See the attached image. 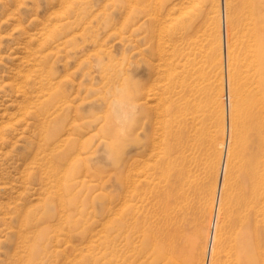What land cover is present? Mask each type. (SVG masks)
I'll list each match as a JSON object with an SVG mask.
<instances>
[{
  "label": "rangeland",
  "instance_id": "obj_1",
  "mask_svg": "<svg viewBox=\"0 0 264 264\" xmlns=\"http://www.w3.org/2000/svg\"><path fill=\"white\" fill-rule=\"evenodd\" d=\"M220 1L195 0L166 21L165 5L161 9L157 0H0V264H31L26 251L39 230L38 264H167L166 253L175 246L182 258L177 264H236L235 239L255 227L252 246L259 249L246 264H264V43L256 40L264 34V0H227L226 23L242 44L238 66L242 62L245 72L236 69L229 82ZM182 19L187 22L178 32L193 25L186 50L200 70L187 80L178 149L171 126L178 109L170 105L166 62L175 56L171 25ZM99 55L108 64L103 72L93 64ZM129 70L140 88L136 102L143 111L133 130L140 142L113 160L107 95ZM228 85L238 124L248 125L249 112L255 113L263 170H251L253 134L244 128L217 218ZM251 195L258 213L248 220ZM31 210L34 217L26 216Z\"/></svg>",
  "mask_w": 264,
  "mask_h": 264
},
{
  "label": "bare ground",
  "instance_id": "obj_2",
  "mask_svg": "<svg viewBox=\"0 0 264 264\" xmlns=\"http://www.w3.org/2000/svg\"><path fill=\"white\" fill-rule=\"evenodd\" d=\"M159 3H160V6H161V9L164 7V5H165V8H164V10H165V20L166 21H168V20H171V21H173V20H175L176 19V17H174L177 13H182L184 10H186L187 9V7H188V5L190 6L191 4H193L194 2H195V0H157ZM199 1H201V0H199ZM213 2V1H212ZM211 2V3H212ZM220 2H222L223 3V9H222V13H221V9H219L220 7V4L218 3V4H214V6H212L213 8H214V13H215V15L213 16L214 17V19H217V17H218V15H219V12L224 16V18H225V30H224V28H223V30H224V47H225V51H226V60H227V65H228V70H229V74H228V82H229V80H231V78H232V80H233V75H234V71L236 70V69H238V70H240L241 68H239V66L241 67V63L239 64V66H238V62H239V57H238V53L239 52H237V50L239 49H241L242 50V47H241V43H238V39H236L237 37H235V35H234V37H235V39L233 38V34H230V30H229V26H228V24L226 23V20H227V18H228V16H227V0H224V2L221 0ZM166 3V4H165ZM230 3V2H229ZM196 4V3H195ZM231 4V3H230ZM210 5H212V4H210ZM222 5V4H221ZM211 7V9H213ZM230 7V6H229ZM239 7V6H238ZM222 8V7H221ZM251 8V7H250ZM233 9V8H232ZM229 11V10H228ZM251 12V9L250 10H248V12ZM158 13H159V11H157ZM161 12H163V11H161ZM212 12V11H211ZM210 12V13H211ZM231 12V11H230ZM238 12V11H237ZM240 12V11H239ZM212 14V13H211ZM229 14V13H228ZM238 14V13H237ZM249 15V14H248ZM211 17H212V15H210ZM236 16V15H235ZM234 16V17H235ZM174 17V18H173ZM231 16L229 15V18H230ZM240 17H241V15H240ZM250 17V16H249ZM248 17V18H249ZM259 17V16H258ZM221 18V17H220ZM242 18H243V15H242ZM245 18V17H244ZM256 18V17H255ZM232 19V18H231ZM230 19V20H231ZM239 19V18H238ZM259 18H257V19H255V20H258ZM156 20H158V17L156 18ZM165 20H163V24H165ZM229 20V19H228ZM245 20V19H244ZM260 20V19H259ZM187 21H186V19H182V20H177V22L175 23V24H173V25H171V26H173L172 27V38H171V41L173 42V44H171V46H173V47H171V50H172V48H173V54L175 55L174 56V58H173V60H172V63H170V65H169V63L168 62H166V65L168 66V68H169V66L171 67V72H169V69H167L168 70V72H167V80H168V85H167V91H168V95H169V101H170V105H171V108H177L178 110H177V112L172 116V120H171V126H172V132H173V134L175 135V137H174V141H175V143H174V145L175 146H177V148L178 149H180V147H181V144H182V141H181V137H182V135H183V129L186 127L183 123H184V119H185V109H181L182 107H183V104H184V102H183V99H184V97H185V93L184 92H186V90H187V80L188 79H191V78H194L195 77V75L199 72V68L197 67V62H196V59H195V57L194 58H191L190 56H192V55H189V52L186 50V47H188V45H190L189 44V36H190V34H189V31H190V29L193 27V25H189V26H187V27H185L184 29H183V31L184 32H178V26L180 25V26H182V24H184V23H186ZM218 22H219V20H218ZM236 22V21H235ZM240 21H238V23H239ZM253 22V21H252ZM230 23V22H229ZM256 23V22H255ZM162 24V23H161ZM163 24H162V26L161 27H167V26H163ZM244 24V23H243ZM250 24H252V23H250ZM212 25V24H211ZM214 25V24H213ZM230 25H231V23H230ZM233 25V24H232ZM230 26V27H232L233 28V26ZM239 25H240V23H239ZM238 25V26H239ZM210 26V25H209ZM215 26V25H214ZM237 26V25H236ZM247 26H248V24H247ZM251 26V25H250ZM223 27V26H222ZM242 27V26H241ZM246 27V26H245ZM209 28V27H208ZM213 28V27H212ZM217 28H219V27H217ZM231 28V29H232ZM236 27L234 26V29H235ZM160 29V28H159ZM216 29V28H215ZM220 29V28H219ZM246 29V28H245ZM248 29V28H247ZM252 29H254V28H252ZM167 30V29H166ZM217 30V29H216ZM241 30H243V29H241ZM160 31H161V29H160ZM218 31V30H217ZM245 31V30H244ZM211 32V31H210ZM219 32V31H218ZM233 32V31H232ZM238 32V31H237ZM240 32V31H239ZM159 33V32H158ZM213 33V32H212ZM216 33L214 32V35H215ZM235 34H236V31H235ZM221 35V34H220ZM158 36H159V34H158ZM212 37H213V34L211 35ZM251 36H255V35H251ZM214 38V37H213ZM223 37H221V39H222ZM214 40V39H213ZM248 40V39H247ZM246 40V42H248ZM256 40L259 42V41H262L263 43H264V34L263 33H258L257 34V37H256ZM223 41V40H222ZM250 41V40H249ZM168 42V41H167ZM194 42V41H193ZM240 42H241V40H240ZM243 42V41H242ZM246 42H245V45H246ZM255 42V41H254ZM191 44H192V42H191ZM194 44V43H193ZM239 44V45H238ZM255 44V43H254ZM170 46V45H169ZM177 46V47H176ZM191 46V45H190ZM190 46L188 47V49L190 48ZM248 46V45H247ZM222 47V46H221ZM247 48V47H246ZM246 48H245V50H244V53L246 52ZM162 49V48H161ZM244 49V48H243ZM159 50V49H158ZM162 51V50H161ZM249 51V50H248ZM258 51V50H257ZM192 52V51H191ZM242 52V51H241ZM169 54H170V51H169ZM168 54V55H169ZM222 54V53H221ZM242 55H243V53H241ZM256 54V53H255ZM264 53H262L261 55H263ZM157 55V54H156ZM167 55V54H166ZM223 55V54H222ZM241 55V56H242ZM254 55V54H253ZM168 58H170V57H168ZM168 58H166V59H168ZM221 58H223V57H221ZM220 58V59H221ZM249 58H251V57H249ZM248 58V59H249ZM257 58H258V55H257ZM219 59V60H220ZM256 59V58H255ZM242 60V59H241ZM246 60V59H245ZM250 60V59H249ZM258 60V59H257ZM261 61H262V59H260ZM27 61H28V59H27ZM26 61V62H27ZM30 61V60H29ZM167 61H169V60H167ZM243 61V60H242ZM35 62V61H34ZM220 62V61H219ZM218 62V63H219ZM258 62H260V61H258ZM168 63V64H167ZM215 63H217V62H215ZM217 63V64H218ZM226 63V62H225ZM243 64V63H242ZM255 64V63H254ZM258 63H256V65H257ZM260 64V63H259ZM38 65H40V64H38ZM33 66H34V63H33ZM254 66V65H253ZM157 67V66H156ZM159 67V66H158ZM243 67V66H242ZM244 67H245V65H244ZM39 68V67H38ZM259 69H261V68H259ZM244 70V69H243ZM253 70H255V69H253ZM213 71H214V67H213ZM241 71V70H240ZM251 71H252V66H251ZM212 72V71H211ZM239 72V71H238ZM241 72H243V71H241ZM247 72V71H246ZM216 73H218V72H216ZM228 73V72H227ZM243 73H245V72H243ZM255 73H259V72H255ZM40 74H41V70H40ZM200 74V73H199ZM219 74V73H218ZM236 74V73H235ZM240 74V73H239ZM254 74V73H253ZM242 75V74H241ZM252 75V74H251ZM213 76H214V74H213ZM245 76V75H244ZM262 76V75H261ZM240 77V76H239ZM249 77V76H248ZM252 77H253V75H252ZM212 78V77H211ZM242 78V77H241ZM246 78V77H245ZM250 78V77H249ZM247 79V78H246ZM215 80V79H214ZM231 80V81H232ZM216 81V80H215ZM258 81V80H257ZM18 85V84H17ZM21 85V84H20ZM232 85V84H231ZM259 85V84H258ZM230 87H229V85H228V95H229V97H230V107H229V116H230V119H229V121H228V124H229V126H228V129H229V131H228V133H229V137H228V148H227V153H226V155H225V157H223L221 160H223V168H222V171L220 172V177L218 176V181L216 180V183L218 182V186L216 187L215 186V189H216V196H214V198H215V209H216V213H217V218H218V215H219V213H220V211L222 210L221 208L223 207V205H224V202H225V200H226V197H227V195H228V190H229V185L230 184H228V183H230V181H229V170H230V159H231V157L234 155V152H238V151H236V147H237V145H236V143H237V141H236V138L238 137L239 138V140L242 138V135H243V130H244V128H248V129H250L251 131H252V138H251V145L249 146V149H250V164H251V170L255 173V174H258V175H260L261 173H262V170H263V168H262V161H261V156L259 155V149H260V143H261V141H262V137H261V134H260V132H261V130L259 129V127H257L256 126V124H255V113H252V112H249V117H250V119L251 120H249V124L248 125H245V120L242 122V121H240L241 122V125H239L238 124V122L236 121V119H235V114H233V112L234 111H237V110H233V112H231V94H230V91H231V89H229ZM22 89V88H21ZM23 90V89H22ZM216 94V93H215ZM241 94V93H240ZM216 96V95H215ZM242 97V96H241ZM240 97V98H241ZM220 98H221V96H220ZM219 98V99H220ZM226 98H227V96H226ZM217 99V98H216ZM215 99V100H216ZM218 101V100H217ZM223 102V101H222ZM233 102V101H232ZM223 105V104H222ZM219 106V105H218ZM164 109V108H163ZM216 110H218V108L216 109ZM222 110H224V109H222ZM176 111V110H175ZM241 112H240V114L242 113L243 114V116H245L244 114H245V112H244V110L242 109V110H240ZM174 112V111H173ZM214 112H215V110H214ZM216 112H218V111H216ZM215 112V113H216ZM224 113V112H223ZM193 114H195L194 112H193ZM215 116V115H214ZM240 117V116H239ZM218 118V117H217ZM225 119V118H224ZM224 119H221V120H224ZM216 122V121H215ZM222 122H224V121H222ZM217 124V123H216ZM40 126V125H39ZM41 127V126H40ZM39 130V129H38ZM41 130V129H40ZM40 132V131H39ZM179 132V133H178ZM247 132V131H246ZM40 134H41V132H40ZM264 134V133H263ZM214 135H215V133H214ZM213 137V136H212ZM215 139H216V137H214ZM213 138V139H214ZM212 139V140H213ZM219 138L217 137V140H218ZM213 141H215V143H216V140H213ZM231 142H232V145H231ZM215 143H214V145H215ZM222 144V143H221ZM236 145V147H235V151H234V146ZM260 145V146H259ZM170 148V147H169ZM212 149H213V147H212ZM216 149L218 150V148H217V143H216ZM238 149V148H237ZM171 151V150H170ZM184 151V150H183ZM210 151H212V153H213V151H214V149L213 150H210ZM220 151V150H219ZM220 153V152H219ZM218 153V151H217V154H219ZM208 154H210V152L208 153ZM221 154V153H220ZM239 154V153H238ZM216 155V154H215ZM214 155V156H215ZM209 156V155H208ZM207 156V157H208ZM213 156V157H214ZM220 157H221V155H219V157H218V162H220L221 160H220ZM210 158V157H209ZM217 157H215V159H216ZM214 158L211 160V161H213V160H215ZM217 160V159H216ZM216 160H215V162H216ZM214 162V163H215ZM211 163V162H210ZM213 163V162H212ZM211 163V164H212ZM213 163V164H214ZM219 164V163H218ZM52 165V164H51ZM217 164H214L213 165V168H215L216 169V167H214V166H216ZM56 166H58V165H56ZM54 164L52 165V169H54V168H56V167H54ZM211 167V166H210ZM50 169H51V167H49ZM212 168V167H211ZM51 169V170H52ZM57 169V168H56ZM221 170V169H220ZM54 171V170H53ZM57 171V170H56ZM48 172V171H47ZM52 172V171H51ZM51 172H49V173H51ZM53 173V172H52ZM52 173H51V175H52ZM56 173V172H55ZM48 174V173H47ZM58 174V173H57ZM60 174V173H59ZM59 174H58V176H59ZM48 176V175H47ZM50 176V175H49ZM57 176V175H56ZM62 176V175H61ZM51 177H53V175L51 176ZM60 178V177H59ZM48 180H49V178H47ZM47 180V181H48ZM64 180H65V177H64ZM50 181H51V179H50ZM62 181H63V179H62ZM59 183H62L61 181L59 182ZM56 185H57V180H56ZM61 185V184H60ZM64 185V184H63ZM217 185V184H216ZM65 187V186H64ZM51 188V187H50ZM57 188V187H56ZM53 189V188H52ZM230 189H231V187H230ZM55 190V192H56V189H54ZM58 191V190H57ZM54 192V191H53ZM231 192V191H230ZM59 193V192H58ZM215 193V192H214ZM232 194V193H231ZM60 195V194H59ZM231 197V196H230ZM213 198V199H214ZM253 198H254V196L253 195H251V197L249 198V200H247L246 201V198H243V201H246L245 202V206H246V212H247V214H246V216H247V219L249 220L250 218H251V216L252 215H256L257 213H258V210L256 209V204L255 203H253ZM234 199V198H233ZM231 200V199H230ZM214 201V200H213ZM212 201V202H213ZM233 201V200H232ZM228 203V202H227ZM212 207H213V205H212ZM229 207V206H228ZM211 209V208H210ZM26 211V210H25ZM213 211V210H212ZM31 212H32V210L29 212V211H27L25 214H26V216L27 215H30L31 214ZM39 212V211H38ZM33 213V212H32ZM25 216V217H26ZM31 216L32 217H34L32 214H31ZM39 216V215H38ZM41 216V215H40ZM222 216V215H221ZM24 217V218H25ZM30 217V216H29ZM28 217V218H29ZM37 217V216H36ZM35 217V218H36ZM42 217H44V216H42ZM27 218V217H26ZM25 218V219H26ZM38 218V217H37ZM227 218V217H226ZM27 220V219H26ZM35 220H37V219H35ZM215 220V219H214ZM216 221V220H215ZM220 222V221H219ZM251 223V222H250ZM249 223V224H250ZM216 224V223H215ZM26 225H27V223H26ZM220 225V224H219ZM36 226H39V225H37L36 224ZM228 226V225H227ZM51 227V226H50ZM212 227V226H211ZM33 228V227H32ZM32 228L30 227V229L32 230ZM35 228V227H34ZM43 228V227H42ZM207 228H209V227H207ZM28 229V228H27ZM39 230V229H38ZM222 230H224V229H222ZM251 230V231H250ZM250 230H245L243 233H241L240 234V236L239 237H237L236 239H235V246H234V248H235V252H234V256H235V263L236 264H246L247 263V261L249 260V259H251L253 256H254V254H255V250L256 249H259V245L257 244V245H255L254 247L252 246V244H253V242L255 241V240H257V227H255V229H251L250 228ZM28 231V230H27ZM104 231V230H103ZM216 231V230H215ZM220 230H218L217 232H219ZM37 232V231H36ZM35 232V236L36 237H34V242L32 243V245H33V248L31 247L30 248V250H29V253L26 251V253L29 255V261H30V263L31 264H34V262H36L37 263V261H35V256H38V254H39V250H37V247H38V243H40V242H38V240H39V238H41V237H38V233L40 232V230H39V232H37L36 233ZM209 232V231H208ZM31 233V232H30ZM42 235L41 236H43V233H41ZM208 234V233H207ZM212 234H214L213 235V237H212V244H213V242H214V238H215V232L214 233H212ZM211 234V235H212ZM34 235V234H33ZM32 235V236H33ZM211 235H210V237H211ZM44 236H46L45 234H44ZM70 236V235H69ZM217 236H219V234L217 233ZM220 236H221V234H220ZM219 236V238H221ZM23 238H24V236H22ZM29 238V237H28ZM28 238H26V240L28 239ZM32 238V237H31ZM208 238H209V236H208ZM32 240V239H31ZM48 240V239H47ZM52 240V239H51ZM216 240V239H215ZM227 240V239H226ZM225 241V240H224ZM22 242H23V240H22ZM30 242V241H29ZM38 242V243H37ZM42 244V243H41ZM56 244V243H55ZM24 245V244H23ZM28 245V244H27ZM30 246H31V244H29ZM29 245L27 246V247H29ZM26 246V245H25ZM210 246V245H209ZM176 247V246H175ZM175 247H172V248H170V250L166 253L167 254V258H168V261H167V264H177V262H178V258L179 257H176L177 255H178V253H177V247L175 248ZM218 248H219V246H218ZM217 248V249H218ZM233 248V247H232ZM42 249V248H41ZM211 249H212V246H211ZM43 250V249H42ZM181 250V249H180ZM206 250V249H205ZM215 250V249H214ZM77 251V250H76ZM181 251H184V250H181ZM180 252V251H179ZM209 252V251H208ZM211 253H212V250L210 251ZM82 253V252H81ZM205 253H206V251H205ZM68 254V253H67ZM177 254V255H176ZM180 255V254H179ZM178 255V256H179ZM25 256H26V254H25ZM190 257H191V255H190ZM41 258V257H40ZM70 258V257H69ZM179 259H182V258H179ZM190 259V258H189ZM195 259V258H194ZM210 259V258H209ZM71 260V259H70ZM69 260V261H70ZM29 261H26V262H29ZM62 261V260H61ZM68 261V262H69ZM180 261V260H179ZM200 261V260H199ZM198 261V262H199ZM209 261V260H208ZM213 261V260H212ZM40 262V261H39ZM65 263H67V261L65 262ZM72 263V262H71ZM180 263V262H179ZM194 263V262H193ZM197 263V262H196ZM27 264V263H26ZM38 264V263H37ZM73 264H74V262H73Z\"/></svg>",
  "mask_w": 264,
  "mask_h": 264
},
{
  "label": "clouds",
  "instance_id": "obj_3",
  "mask_svg": "<svg viewBox=\"0 0 264 264\" xmlns=\"http://www.w3.org/2000/svg\"><path fill=\"white\" fill-rule=\"evenodd\" d=\"M95 70L103 72L108 68L103 55L95 58ZM126 66L130 67L127 61ZM140 88L129 70L122 78V83H117L107 95L108 117L114 130V137L108 141L110 158H118L120 151L130 143H139L138 137L133 135V130L141 117L143 109L137 104Z\"/></svg>",
  "mask_w": 264,
  "mask_h": 264
}]
</instances>
